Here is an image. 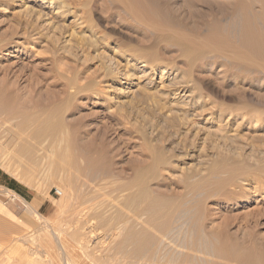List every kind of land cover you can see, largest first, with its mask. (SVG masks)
<instances>
[{
    "label": "rangeland",
    "instance_id": "rangeland-1",
    "mask_svg": "<svg viewBox=\"0 0 264 264\" xmlns=\"http://www.w3.org/2000/svg\"><path fill=\"white\" fill-rule=\"evenodd\" d=\"M115 1L116 0H114V2ZM122 1H120V3ZM126 1H123L121 4L120 3L113 4V1H110V0L109 1L104 0V2L103 0H79V1L63 0V2H65L64 4L68 8V12H67V15H61L58 19H55L56 18L54 15L55 8L45 9L40 4H37V5L33 3L29 4L33 6L36 10L40 9L44 11V13L47 14L46 18H50L51 22L58 23L57 25L59 26L61 24V27L64 30H65V27H68V30L66 33L67 36H69V34L72 35L69 38L71 42L67 43L70 49L73 51L78 50L80 44L82 45L80 46V48L83 46L85 47V48L83 47L86 51L84 53L80 49L78 50V52L77 51L74 52L75 55L76 53H78L79 57L76 56V58L72 56H68L69 54L60 56V55H55L52 53H47L41 50H39L41 51L40 53H38V51L29 52L28 50H26L27 47H26V44L24 43V40L19 39L18 37L14 35V31H16V27L18 26V22L20 19L18 16V12L20 10V8H18V5L20 4H16L14 2L9 1V9L7 13L2 8H0V37L1 39H6V38L9 39L7 40L8 42L7 41L4 42L5 43L4 46L6 47L0 50V87H1L0 89L5 90L7 96L10 97L15 102V103L13 102V107L17 106L15 108L18 110L27 109L33 112L34 110L39 111V109L41 110L43 108H50L51 110H53V112H56L54 114L58 115L59 118L61 117L63 121L66 122L65 124L66 126H68L67 127L68 131L70 130L69 132H71V134L74 135L75 139H77L78 142L80 141L79 143L77 142V144H78V148L80 149L81 153L82 154L89 153L95 150L94 157L96 156L98 157V155H96V149H100L103 152L105 151L104 153L106 154H104V157L102 158V162H105L106 161L105 159H108V160L110 159L109 161L107 160L108 162L106 161V163H109L111 171L112 172L115 171L116 173L115 172L113 173L118 175V176L115 175V177L117 176L116 177L117 180H115L116 179L115 178L114 179L115 181L111 183L113 186L110 183L103 184L104 186L100 185V187L103 186L104 188L100 190L98 189V187H96L95 183L93 182L90 183L88 180H85V178L80 175L79 171L76 170L75 172V169H73V166H71L69 162L65 164L66 162L65 161L63 162L57 159L53 152L45 151L43 154L44 159L42 161L40 160L38 161L36 159L35 153H33L32 155H24V158L26 160V166H27L25 168L29 172L32 182L31 181L24 182V180L18 179V177L14 176L15 174L18 173V171H20L16 169L18 166V163L16 164L15 162L13 163L14 165L12 164V162H14L13 160L17 161L16 157H13L15 155H13L12 153L11 155L8 156V151L3 150L4 148L3 145L8 143L12 139V135L16 133V130H14L15 127H13V125L15 126V121H13L14 123L12 121L11 122L5 121L4 119L5 116L0 115V131H1L0 133H2L0 134V141H2L0 142V145L2 144V146H0V171L5 173L7 177L11 179V181L13 182L12 183L13 186H16L17 188L21 189L24 192H28L30 194V197L36 196V197H41L43 199L48 198L53 202V215L51 217L46 218L40 214L38 215L37 211L34 210L36 212L35 219H33L34 229L29 230V232L26 233L25 235L16 237L12 245L0 246V264H5L6 263L5 261H9V260H10L9 262L12 264H68L67 262H69V259L65 255L66 251L68 250V247L66 248L65 246L66 244H68V246L71 247V253L74 252L73 254L84 255L80 252L81 250L80 251L78 250L80 249L78 248L79 245L75 243L77 242V240L78 241L80 240V238H77L79 236H77L75 231L72 228H70L71 223L74 222L73 219L76 218V215H75L76 213L74 214V211H77L75 209L77 207V205L75 204L76 200L88 194L86 192L90 191L89 186H91L92 188L95 187V189H98L97 190L98 192L100 191L104 192L105 197H104V193L103 194L101 193V195L100 193L99 194L97 193L98 195L92 194L90 196L91 197L90 199L87 196V199L89 201L92 200V202H90L89 205L91 204L92 206L94 205L93 207L94 209L95 207L104 206L103 209L102 207L96 208V209L98 210L97 213H99V211L100 213L104 212L103 214L105 216L108 213H109L107 215L108 217H111L112 214L116 215L118 211H121L119 210L120 208L121 209L124 208V206L121 205L124 202L123 201L124 196H122L121 198L122 194L120 195L118 193L119 185L120 187H122L123 184L125 185V183H127L126 181L129 182L135 176L134 174L136 173V171L139 168L143 167L145 164L149 163V161L151 160L150 159L151 154L149 151H147L148 150L146 147L147 144L150 145L151 148L152 147L155 148L156 151L157 149H159V147L163 146L162 148L164 149V153L166 154V156L179 155V153H181V150L183 152V150L184 151L187 150L186 148L191 149V147L194 145L195 153L198 152L197 155L199 154V156L206 155L207 156L206 161H208V159L213 156L215 152V148L218 147L217 145H220V143H223L221 141V136L223 134L229 139L232 138V135L235 136L236 141L244 145L246 150L253 149L256 152V154H262V152H264V119L262 120V117L264 116V112H263L264 110L263 108L264 107L263 105L264 104V100H263L264 99V84H263L264 75L262 76H260L259 74L247 75L248 77L251 76L249 78H252L251 80H253V82H250V81L247 82L248 80H245L243 78H239L236 81L232 80L229 78L230 74L225 76L224 73L226 70V66L224 65L228 64L229 59L227 60V58L232 56L233 55L232 53H230L231 54L230 56L227 54L228 56L227 58H225L226 61L223 60L224 57L223 59L221 58L215 59L212 57L213 55H210V56L208 55L205 59L199 60L196 63V64L199 63L198 65L195 64L194 66H192V64H189L190 60L181 53V50L177 48L175 44H173L174 40H171L172 36H173L172 38L177 37L176 39H178L179 37V40L180 39L182 40V38L180 37H183L184 39L187 40L188 46L190 47L194 46L192 48L193 50H196V51L203 50L204 51V49L209 44H213V42L211 41H210L211 43L209 41H208L209 43L206 41L207 40L206 35L208 34V32L221 34V27H220L221 26L220 25L221 15H219V12L223 14L222 24H224V21L226 20L227 22L225 23L227 25L226 24L224 25L228 26V21H229L228 11H230V9L225 6L226 0H220V1L218 0H193V2H196L192 4L193 8L195 5L198 6V7L195 6L197 8H194L195 10L194 9L192 10L195 13H197L195 14L196 16L191 13V10L190 8H188L189 6L188 4H186L185 0H175V1L172 0L175 6H173L174 4H172V2L169 3L170 0H159V1L154 0V2L153 0H146L147 2L145 0L144 1L142 0V2L141 0H139L142 4L144 3V8L146 12L149 13V10L151 8L153 11H155L153 13L154 15L149 14L148 17L146 15L148 23H143V24L142 22H136V21L131 20L127 16V14L123 11L122 5L124 6L123 3ZM155 1L158 2L160 6L157 3L155 4ZM162 1L165 2L164 6H163ZM182 1H184L185 3ZM116 2H119V0H117ZM216 3H217V6H216ZM170 4H172L171 6L173 7H170L169 6ZM179 4L180 5L186 4V5H183L181 7ZM207 6L209 8L211 6V8L209 9ZM181 9H183V11ZM164 10H167L169 13L168 12L166 13V11ZM172 10L174 14H172L171 12ZM174 10L176 11L178 10L177 11L178 14ZM105 11L107 13H105ZM153 11L150 10L151 13ZM184 12L186 13L184 14ZM174 15L176 16V18H174L175 17ZM186 15L187 16L189 15L188 16L189 19L187 18ZM226 15H227V18H226ZM119 16H123L124 19ZM151 16L153 19L152 21L150 19ZM14 17L15 18L17 17L19 19H15ZM99 17L102 19L101 23H99L98 21ZM153 17L155 18V20ZM165 18L169 20V21H166V24L164 22ZM193 19H194V22H193ZM185 21L187 23H185ZM128 22H129V25H128ZM143 22H146V21H143ZM151 22H154V24H151ZM77 23L80 24L81 27L80 26L74 27L77 25ZM155 23L157 25V28L155 26ZM93 24L96 26V29H95L96 32L95 31L94 32L98 34V36L97 35L96 36L99 38L98 39L99 42L102 41L99 44V46L96 48L98 51H96V49L93 50L92 47L90 48V45L92 44V40H94L90 33L92 31L90 29ZM198 24H200V26H198ZM186 25H187V28H186ZM233 28L235 29L233 30ZM233 28H232L233 31H236V30L238 32L240 31V26L238 27L235 26ZM255 28L260 30V32L262 31V33H264V28L262 25H258ZM120 36L121 38H119ZM238 38L239 37L237 36V39ZM139 39H141V41ZM203 39L206 41L205 43ZM194 42L197 43V45L192 46L191 43L195 44ZM184 43H186V41H184ZM138 45H140V47ZM152 45L154 47H152ZM197 46H199V48L204 47V49H197L198 48ZM142 47H146V49L144 48L143 50ZM207 50H208V47L206 48V52L209 51ZM137 51L141 56H138ZM42 52H44L45 54ZM126 53H128V55ZM86 55L87 57H85ZM129 55L133 57L150 56L148 58H145V60L146 59L150 60L149 62L153 61V64L157 61V63H155L156 65L159 63H160L159 65L161 66L162 64L163 66L165 65L163 68L166 67V72L163 76V80L161 81V76H162L161 72L158 70V67L155 64L151 66L148 65L145 68L144 66L145 64L140 63V61L138 63L133 61L128 65L127 61L130 60L131 58V57H128ZM61 58H62L61 62L63 61L62 64L61 62H59ZM111 61L113 62V64H110ZM248 61L249 60L247 59V62ZM72 67H74V69H72ZM67 70L68 71L71 70V71H69L68 73ZM129 72L132 75H128ZM67 73L69 74V76H67L68 75ZM74 73H76V77ZM181 74H187L186 76L184 75L185 79L187 80L186 82L187 83L189 82L188 83L189 85L187 84V87L184 86L186 84H183V85L180 84L177 87V85L176 86L174 85L176 82L172 83L175 75L181 78L183 76ZM126 75L129 77H126ZM205 75H207L208 77H206ZM258 77L259 79L257 80ZM76 79H78V81ZM69 80H74L76 83V87H73V86L71 87ZM79 82L83 84L81 86L84 87L85 85L83 92H81L82 90L80 91L77 88L78 86H80ZM84 82H86V84H84ZM88 82L92 84L95 89L93 88L92 90H87V86L89 85ZM204 83L206 84L204 85ZM211 84H214V85H211ZM223 85H224V89H223ZM235 85H237L239 88L236 89L237 86ZM96 87L98 90L96 89ZM229 88H230V91H233V92L228 93ZM233 88L235 89V91ZM241 88L242 90H240ZM99 89H103V91ZM73 91L74 92L79 91L77 92L79 94L77 93L75 94L73 93ZM95 91H101V94H98L96 97H94L95 95L93 93ZM237 91H239L240 93ZM245 91H246V96H244ZM235 92L237 93V96ZM201 93L205 97L204 98L205 103L202 106L201 104L199 105L196 100L198 95L199 94L201 95ZM259 94H262V95H259ZM241 95H243V97ZM245 97L247 98V100L245 99ZM206 98H208V100H206ZM209 102L211 104L213 103L215 107L211 105ZM255 102H257V106L255 105L256 104ZM258 102H259V105H258ZM222 103L224 104V106L222 105ZM236 103L238 105H236ZM241 103L243 105H240ZM227 104H229L230 107ZM232 104L234 108H241V106L243 107L246 104L249 107V112H253V110L259 109L260 111L259 115L261 117L259 119L260 120L259 124H261L262 126H257V129H256L255 126H252L251 124L248 125L249 123L246 119H245L246 121L241 120V122L239 121L236 123H234L233 119H231L228 123V126H226V123L228 122L227 119L229 117V116L227 117L226 115L228 114L226 113V110L227 108L232 109L233 108ZM204 105L206 106V108ZM201 107L204 108L203 110H205V112H202L203 110ZM216 107L218 108L216 109ZM251 108H253V110ZM212 109L214 110L212 111ZM222 110L225 113H223ZM210 111L211 113H213V116L209 114ZM200 112H202L203 114ZM218 113L223 114L224 116L222 115L223 117L221 116V118H219L218 115L220 114ZM262 113L263 115H261ZM174 117H177V118H174ZM198 118H201V119H198ZM191 123L192 124L200 123V124L195 126V124L192 125ZM241 123H242L241 125L242 127H239ZM181 125L182 126L185 125L183 127L184 129L182 128ZM235 125L237 126L239 130H236L237 128ZM199 126L203 128L201 129V127ZM218 126H221V129L223 130L225 129V130L223 132H220L219 130L220 128ZM186 127H188V129ZM195 128L198 130H196ZM184 130H185V133H184ZM193 130H195V132ZM186 131L187 132L192 131L191 133L194 136H195L194 133L198 132L196 134L200 137H198L197 135L195 136L196 138L195 140L197 143L195 142L193 138H191L194 136H190L192 134L191 133L189 134V132L187 133ZM204 135H206L205 138H204ZM7 136L9 137L8 140L6 139L8 138ZM203 139H206L207 141ZM3 140L4 142L5 141H8V142L4 143ZM186 143L188 147L185 145ZM202 143H205L206 151L203 150L200 152L199 149H201ZM171 144H173V146L176 147V149L172 147ZM182 145H184L183 146L184 149ZM168 149H170V151ZM176 150L177 151L180 150V152H177ZM7 157L12 158V161L10 163L9 161H7L6 159ZM33 159L37 160V162H33ZM213 159L214 158H212V160ZM197 163L198 164L200 163V158H197L196 163L194 162L195 166H193V169L198 167L200 170H202V168H204L203 164L198 165ZM59 164H62L64 166L63 167L61 166L62 168L58 170L56 166ZM220 167H222L221 170L224 167L225 169L228 168L227 165H224V164ZM65 168H68V169H65ZM198 168H197V171L199 170ZM212 168H214L213 164H212V167L210 165V169ZM162 172L163 174L166 175L165 177H167V174L164 171H161V173ZM214 177L215 176L213 177L210 176V179L211 178L214 179ZM68 178L71 182L69 180H68L69 182L67 181ZM84 180L88 183H86ZM166 180L167 182H164L165 184L163 183V181L157 182L159 184H157L155 181H152L154 184L149 183L150 184L149 187L154 191L157 190L155 192H158L159 191L158 189H160V187L162 186L161 187L162 190L161 189L160 190L163 194L165 193L167 196L168 194H170L169 196L176 197L177 199L178 197H180L179 200L182 199L181 201H183L181 203L188 202L190 199L192 200L193 204L195 202L197 203L198 200L200 199L199 198L200 194L204 192L201 189H200L201 192H198L199 191L198 189L197 192L196 191L192 192L195 194L188 195L190 188L187 187L186 184L182 183L178 177H169L168 175ZM255 183L257 184L256 181L255 182L253 181L252 183H250L251 185L246 187L247 191L246 189L241 190L239 188H236L235 190L236 191L238 190V191L235 194L237 195H234L235 197L233 196L232 198L229 197V199L218 197V196L212 197L208 199L207 201L201 203L203 204V206L201 205L202 206L201 209L202 211H204L203 213L204 217H202L203 219L202 222L204 226V232L207 235H217L219 238H223V236H225L226 238H229L230 241L238 243V245H240L241 247H244V248H248L249 246L253 247L260 254V256H262L261 261L256 262V263H247L245 261L237 262L234 260H223V259L211 256L209 254L207 255V254H203L199 252H196V253L194 251L192 252L191 249L184 248L185 245L182 243H181L182 251L183 252L186 251V252L182 253L180 249L181 247H178V248L176 247V249L177 250L179 249L178 251H180L182 255H187L191 259L195 258L194 262L196 264H205V263L206 264H264V181H260L257 184L259 188ZM84 186H85V189H84ZM105 186L106 187L108 186V188H105ZM208 187L206 189H209V190L214 189V187L212 188L210 185ZM65 188L66 189L68 188L67 191L69 192V195H70L69 202L67 204L68 206L66 207L67 209L65 208V200L63 201L65 195L64 196L56 195V189H59L60 191L63 192ZM86 189L88 191H86ZM75 192H76V195L74 196ZM2 193L4 195V199L7 200L9 196L6 195V191L2 190ZM116 193L120 195L119 197L121 198L120 200L122 201L118 200L119 197L118 195H116ZM195 195H197L198 198L194 197L195 198L194 199L193 196ZM107 196H108L109 201L107 200ZM96 198L102 199L103 202L99 199L97 200ZM113 200L116 201L115 202L116 205H117V201H120L118 202V205L120 207L116 206ZM106 202H109V203L106 204ZM95 204H97V206ZM112 204H114L115 206ZM108 207H110L109 210H107ZM113 207H115L114 209L116 210H114ZM116 207L117 208L119 207V209H117ZM94 209H92L93 210L92 214H96L94 212L96 210ZM100 209H102L103 212ZM110 210L113 213H111ZM183 231H182L181 236H185L186 234V231L184 232ZM74 235L76 236V240L71 239V237H73ZM99 236L101 238L102 236H104V233L102 232ZM65 238H67L68 243H65ZM100 238H97L99 240V243L103 242V241H100L101 239H104V238H101V239ZM97 239L94 238L91 244L93 243L96 244L98 242ZM77 250L79 254L76 252ZM110 252H105L104 256H98V255L93 256L94 259L93 257L92 259L91 258L88 259L85 256H83V258L86 259L87 264H107V263L115 264L116 263L115 259L117 257H114L115 255L113 251L111 253ZM73 254L71 255V257H73ZM76 259L78 258L76 257ZM71 260H72L70 261L71 263L73 261L76 262V260L73 258ZM90 260H93V262ZM76 263H73V264H76ZM77 264H81V263L79 262ZM83 264H86V263L83 262Z\"/></svg>",
    "mask_w": 264,
    "mask_h": 264
},
{
    "label": "bare ground",
    "instance_id": "bare-ground-1",
    "mask_svg": "<svg viewBox=\"0 0 264 264\" xmlns=\"http://www.w3.org/2000/svg\"><path fill=\"white\" fill-rule=\"evenodd\" d=\"M9 1L14 2L16 4H20V5H18V8H20V10L18 12V16L20 19L17 17L16 18L14 17L15 19H19L18 26L16 27V31H14V35L16 37H18L19 39L24 40V43L26 44V47H27L26 50H28L29 52L38 51V53H40L41 51H44L47 53H52V54L60 55V56L69 54L68 56H72L75 58H76V56L79 57L78 53H76V55H75V53H74L75 51L78 52V50L80 49L83 53L86 52L84 49L85 48L84 46H83L84 48L83 47L80 48V46H82L81 44L79 45L78 50H74V51L71 50L69 45L67 44L68 42H71L69 40V38L72 36L70 34H69V36H67V34H66L68 27H65V30H64L61 27V24L59 26V25H57L58 23L51 22L50 18H46L47 14H45L44 11H42L40 9L36 10L33 6L29 5L30 3H33L35 5L40 4L45 9L55 8V13H54V15L56 17L55 19H58L61 15H67V12H68V8L64 4L65 2H63V0H0V8H2L6 13L8 12V9H9ZM77 1H79V0H77ZM110 1H113V4H115V3H120V1H122V0H119V2H116L117 0L115 2H114V0H110ZM123 1H126V0H123ZM157 1H159V0H157ZM173 1H175V0H173ZM218 1H220V0H218ZM103 2H104V0H103ZM141 2H142V0H141ZM141 2L139 0L138 1L127 0L126 2L123 3L124 6L122 5V8H123V11L127 14V16L131 20L136 21V22H142V24L148 23L146 15H147V17L149 16V14L154 15L153 13L155 11H153L151 8L150 10L153 11L152 13L150 12V10H149V13L146 12V10L144 8V3L142 4ZM153 2H154V0H153ZM162 2H163V6H164L165 2L164 1H162ZM166 2H168V1H166ZM170 2H172V0H170L169 3ZM182 2H184V1H182ZM185 2H186V4H188V6H189L188 8H190L191 13L193 15L197 14L194 11H192L194 8L198 7L197 5H195L197 7L194 6V8H193L192 4L196 3V2H193V0H185ZM156 3L158 4V2L155 1V4ZM172 4H174V3L172 2ZM172 4H170L169 6L170 7L175 6V4L173 6H171ZM186 4H183V5H186ZM183 5H180V6L182 7ZM216 6H217V3H216ZM225 6L230 9V11H228L229 12L228 26H226L227 25L225 23V22H227L226 20L224 21V24H226V25L222 24V22H223L222 15L223 14H221L219 12V15H221L220 16L221 34L208 32V34L206 35V38H207L206 41L207 42L208 41L213 42V44H209L207 46L208 50H209V51L207 50L208 52H206L207 47L204 49V47L199 48V46H197L198 47L197 49H204V51L203 50H199V51L193 50L192 49L194 47L193 45H197V43H195V42H194L195 44L191 43V45L193 47H190V46H188L187 40L184 39L183 37H180V38H182V40L184 39L183 41L181 39L179 40V37H178V39H176L177 37L172 38L173 36L171 37V40H174L173 44H175V46L181 50V53L190 60L189 64H192V66H194L199 60L205 59L208 55L209 56L213 55L212 57L215 59H220V58L223 59V57H224L223 60L226 61L225 58H227L228 55L230 56L231 55L230 53H232L233 55L230 56L229 58H227V60L229 59L228 64L224 65V66H226V70L224 69L225 73L223 72L225 74V76L230 74L229 78L232 80L236 81L239 78H243L245 80H248L247 82H249V81L253 82V80H251L252 78H249L251 76L248 77L247 75H251V74H259L260 76L264 75V33H262V31L260 32V30L255 28L258 25H262L264 28V0H228V1L226 0ZM170 7H169V9H170ZM184 8H185V6H184ZM210 8H211V6H210ZM186 9H187V7H186ZM202 9H203V7H202ZM181 10L183 11V9H181ZM70 11H72V10H70ZM164 11H166V13L168 12L167 10H164ZM174 11L177 12L178 10L177 11L174 10ZM171 12H172V14H174L173 10ZM196 12H198V11H196ZM105 13H107V12L105 11ZM109 13H111V12H109ZM185 13L186 12H184V14ZM177 14H178V12H177ZM187 14H189V13H187ZM168 15H170V14H168ZM175 15H176V13H175ZM188 16H187V18H188ZM119 17L123 18V16H119ZM174 18H176V16ZM226 18H227V15H226ZM150 19H151V21L153 20L152 16ZM194 19H193V22H194ZM154 20H155V18H154ZM12 21H14V20H12ZM98 21H99V23H101L102 19L99 17ZM143 21H146V22H143ZM166 21H169V20L165 18V21H164L165 24H166ZM177 21H178V19H177ZM79 23H80V21H79ZM168 23H170V22H168ZM185 23H187V22L185 21ZM151 24H154V22H151ZM11 25H10V27H11ZM128 25H129V22H128ZM176 25H178V24H176ZM78 26H80V24L77 23V25L74 27H78ZM155 26L157 28L156 23H155ZM158 26H159V24H158ZM161 26H162V24H161ZM198 26H200V24H198ZM235 26H237V27L240 26L239 32L237 30L233 31L235 29L233 27H235ZM186 28H187V25H186ZM213 28H214V26H213ZM232 28H233V30H232ZM95 29H96V26L93 24L91 26V29H90L92 31L91 32L89 31L92 35V38L94 39V40H92V44L90 45V48L92 47L93 50H95L99 46V44L102 42L101 40H100L101 42H99V40H98L99 38L97 37L98 34L95 33L96 32ZM237 29H239V28H237ZM200 30H201V28H200ZM219 31H220V29H219ZM72 32H74V31H72ZM72 32H70V33H72ZM171 32H173V31H171ZM196 32H197V30H196ZM144 33H146V32H144ZM115 35H117V34H115ZM15 36H13V37H15ZM237 36L239 37L238 39H237ZM7 37H9V36H7ZM167 37H168V35H167ZM11 38H12V36H11ZM119 38H121V36ZM7 40H9V39H7V38L1 39V37H0V50L6 47V46H4V44H5L4 42H6ZM139 40L141 41V39H139ZM149 40H150V38H149ZM200 40H198V41H200ZM184 41H186L187 44L184 43ZM203 41H204V43L206 42L204 39H203ZM188 42H190V41H188ZM16 43H18V42H16ZM210 45H212V46H210ZM138 46L140 47V45H138ZM152 47H154V46L152 45ZM103 48H104V46H103ZM144 48L146 49V47H142L143 50H144ZM39 50H41V51H39ZM96 51H98V50L96 49ZM44 52H42V53H44ZM47 53H46V55H47ZM128 53H130V52H128ZM128 53H126V54L128 55ZM137 53H138V51H137ZM131 55H132V53H131ZM131 55L128 56V57H131L130 60L127 61L128 65L133 61L136 63H138L140 61V63L145 64L144 66L146 68V66H148V65L151 66V65H154L155 63H157V61L153 64V61L149 62L150 60H147V59L145 60V58L150 57L147 55H146L147 57H145V56L133 57ZM138 56H141V55L138 53ZM85 57H87V55ZM107 59H109V58H107ZM155 59H157V58H155ZM247 59L249 60L248 62H247ZM61 60H62V58L59 60V62H61ZM112 61L110 62V64H113ZM62 62H61V64H62ZM115 62H116V60H115ZM223 63H221V64H223ZM110 64H109V66H110ZM159 64H157V65L155 64V65L158 67V70L161 72V75H162L161 81H162L163 76L166 72V67L163 68L165 65L163 66V64H162V66H161ZM198 64H196V65H198ZM190 68H192V67H190ZM72 69H74V67H72ZM75 69H77V68H75ZM193 69H194V67H193ZM152 70H153V68H152ZM69 71H71V70H69ZM69 71L67 70L68 73H69ZM74 74L76 77V73H74ZM187 74H181V75H183L181 78L177 77V75H175L172 83L176 82L174 85L175 86L177 85V87L180 84L181 85L186 84L184 86L187 87V84L189 82L187 83L186 82L187 80L184 77V75L186 76ZM128 75H132V74H130V72H129ZM67 76H69V74ZM205 76L208 77L207 75H205ZM126 77H129V76L126 75ZM254 79H255V77H254ZM258 79H259V77L257 78V80ZM76 80L78 81V79H76ZM223 80H221V81H223ZM69 81H70L71 87L72 86L76 87V83L74 80H69ZM86 81H87V79H86ZM206 83H204V85ZM84 84H86V82H84ZM191 84H192V82H191ZM235 84H237V83H235ZM81 85H83V84L80 83V86H78L77 88L80 91L82 90L81 92H83L85 85H84V87ZM101 85H102V83H101ZM211 85H214V84H211ZM219 85H221V84H219ZM224 85H223V89H224ZM94 86H96V85H94ZM235 86H237V85H235ZM93 88H94L93 85L89 83V85L87 86V90H92ZM164 88H165V86H164ZM238 88L239 87L237 86L236 89H238ZM96 89H97V87H96ZM87 90H85V91H87ZM99 90L103 91V89H99ZM240 90H242V88ZM101 91H95L93 93L95 95L94 97H96L98 94H101ZM234 91H235V89H234ZM239 91H237V92H239ZM77 92H79V91H75V92L73 91V93H75V94ZM229 92L231 93L233 91H230V88H229L228 93ZM195 93H197V92H195ZM211 93H212V91H211ZM77 94H79V93H77ZM196 95H198V94H196ZM243 95H241V96L243 97ZM259 95H262V94H259ZM236 96H237V93H236ZM239 96H240V94H239ZM244 96H246V91H245ZM204 98L205 97L202 95V93H201V95L199 94L198 97L196 98L197 103L199 105L201 104V106H202L205 103ZM245 99L247 100L246 97H245ZM206 100H208V98H206ZM13 102L14 101L10 97L7 96L5 90L0 89V115L5 116V118H4L5 121H8V122L15 121V126L13 125V127H15L14 130H16V133L14 135H12V139L9 142L5 141V142L9 143V144L6 143L8 146L6 144L3 145V147H4L3 150L8 151V156L13 153V155H15L13 157H16V159H17V161L13 160L14 162H12V164L15 162H16V164L18 163V166L16 169H18L20 171H18V173L15 174L14 176L18 177V179L24 180V182L25 181L26 182L31 181L32 179L30 177V174L27 171V169L25 168L27 166H26V160L24 158V155H32L33 153H35L36 159L38 161L39 160L42 161L44 159L43 154L45 151H47V152H53L55 154V157L57 159L63 161V162L65 161L66 162L65 164H67V162H69V164L71 166H73V169H75V172H76V170L79 171L80 175L83 176L85 178V180H88L90 183H92V182L95 183L96 187H98V189H100V190L102 188H104L103 184H109V183L111 184L112 182L117 180L116 177L118 175L114 174L113 172H115V171H113V172L111 171L110 164L106 163V161L108 159H105L106 161L102 162V158L104 157V154H106V153H104L105 151L103 152L100 149H96V155H98V157L97 156L94 157L95 156V152H94L95 150H93V152L82 154L80 149L78 148V144H77L78 140L75 139L74 135H72L71 132H69L70 130L68 131V128H67L68 126H66V124H65L66 122H64L61 117L59 118L58 115L54 114L56 112H53V110H51L50 108H43L41 110L39 109V111L34 110L35 112L34 111L31 112L30 110H27V109L26 110H18L15 108L17 106L13 107ZM249 102H247V103H249ZM255 103H256L255 105L257 106V102H255ZM261 103H263V102H261ZM246 104L243 107L241 106V108H234V106L232 104V106H233V108L231 107L232 109H228V108H227V110L225 109L226 113H228V114H226L227 117L229 116L227 119L228 122L226 123V126H228V123L231 119H233L234 123L239 122V121L241 122V120L244 121L246 119L249 123L248 125L251 124L252 126H255L256 129H257V126H262L261 124H259L260 123L259 119L261 118L259 115L260 114L259 109L253 110V108H251L253 110V112H249V107ZM211 105L214 106L213 103ZM222 105L224 106L223 103H222ZM227 105L229 106V104H227ZM234 105H235V103H234ZM236 105H238V104L236 103ZM240 105H243V104L241 103ZM258 105H259V102H258ZM220 107H221V105H220ZM38 108H40V107H38ZM205 108H206V106H205ZM217 108L218 107H216V109ZM203 109L204 108H202V110ZM213 110L214 109H212V111ZM202 112H205V110H203ZM202 112H200V113H202ZM222 112H223V110H222ZM263 112H264V110H263ZM207 113H209V112H207ZM223 113H225V112H223ZM209 114L211 116H213V113H211V111ZM218 114H220V113H218ZM222 115L223 114H220V115H218V117L221 118ZM261 115H263V113ZM183 116H184V114H183ZM263 117H262V120L264 119ZM174 118H177V117H174ZM198 119H201V118H198ZM194 124L196 126V125H199L200 123L199 124L194 123ZM194 124H192V125H194ZM185 125H187V124H185ZM241 125H242V123L240 124L239 127H242ZM245 125H246V123H245ZM184 126H182V128ZM188 126H189V124H188ZM201 126H199V127H201ZM218 127L220 128L219 129L220 132H223L225 130V129L224 130L221 129V126H218ZM225 127H223V128H225ZM186 128L188 129V127H186ZM202 128L203 127H201V129ZM236 128H237V126H236ZM252 128H254V127H252ZM193 129H194V127H193ZM196 130H198V129H196ZM236 130H239V129L237 128ZM193 131L195 132V130H193ZM191 132H189V134ZM184 133H185V130H184ZM196 133H198V132H196ZM196 133H194L195 136L197 135ZM235 133H233V134H235ZM0 134H2V133H0ZM12 134H13V132H12ZM190 136H194V135L192 134ZM195 136L191 137V138H193L195 140L196 139ZM198 137H200V136H198ZM205 137H206V135H204V138ZM6 139L8 140L9 137ZM203 140L207 141L206 139H203ZM221 141L223 143H220V145H217L218 147L215 148V152H214L213 156L211 158H209V156H208V158L210 159V160L208 159V161H206V157H207L206 155L205 156L204 155L199 156V154L197 155V153H198L197 151H196L197 153H195V146L194 145H193L194 147L192 146L191 149L189 148L190 150L188 148H186L187 150H185V151L183 150V152L181 150V153H179V155L166 156V154L164 153V149L162 148L163 147L162 145H161L162 147H159V149H157V151H156L155 148H153V147L151 148L150 145L145 144L147 149H148L147 151H149L151 154L150 155L151 160L149 159L150 160L149 163L145 164L143 167H141V168L138 167L139 169L134 174L135 176L129 182L128 181H126L127 183L124 182L125 185L123 184L122 187H120V185H119V187H118L119 192L118 193L120 195L122 194L121 198H122V196H124L123 197L124 202L121 204L124 206V208L119 209L120 206L118 205V202H120L122 200H120L121 199L119 197L120 195H118L116 193V195H118V197H119L118 200H120V201H117V205L115 203L116 202L115 200H113V202L116 206H119L118 208L117 207L116 208L121 210V211H118L116 215L112 214L111 217L107 216L109 214L107 211H106L108 213V214L106 213L107 217L103 214L104 212L102 211V209L104 206L103 207L101 206L102 209H100L103 213H100V211H99V213H97L98 210L96 208H101V207L100 206L95 207V209H94L93 208L94 205L93 206H92V204L89 205L90 202H92V200L89 201L87 199V196L90 199L91 198L90 196L92 194L98 195L100 193V195H101V193L102 194L104 193L101 191L98 192L97 191L98 189H95V187L92 188L91 186H89L90 191L86 192L88 194L87 195L83 194L84 197H81L80 199L76 200L75 204L77 205V207L75 206L76 207L75 209L77 211H74V214L76 213L75 214L76 218L73 219L74 222L71 223V225L69 223L70 228H72L75 231L76 235L79 236L77 238H80L79 241L77 240V242H79V243H77V242H75V243L77 245H79L78 248H80V249H78V250L79 251L81 250L80 252L84 255L73 254L74 252L71 253V247L68 246V244H66L65 246H66V248L68 247V250L66 251L65 255L69 259V262H67V263L70 264L71 263L70 261H72L71 259L73 258L76 260L77 263L80 262L81 264H83V262H84L87 264L86 259H84L83 256L87 257L88 259H90V258L92 259L93 256H96V255L104 256L105 252H110V251L111 252L113 251L114 255H115L114 257H117L115 259L116 260L115 264H193V263H195L194 262L195 258L191 259L187 255H182L180 253V251H178L179 249L178 250L176 249V247L177 248L181 247V243L185 245V247L183 246L184 248L191 249L192 252L194 251L195 253L199 252V253H203V254H207V255L209 254L211 256H214V257H217V258H220L223 260H234L237 262L245 261L247 263H256V262L261 261L262 256H260V254L253 247L249 246L250 247L249 248L247 246L248 248H244V247H241L240 245H238V243L230 241L229 238H226L225 236H223V238H219L217 235H207L204 232V226H203V222H202V220H203L202 217H204L203 216L204 211H202V209H201L203 206V204H201V203H203V202L207 201L208 199L215 197V196L228 198V199H229V197L232 198L234 195H237V194H235L238 191V190L237 191L235 190L236 188H239L241 190L246 189V191H247L246 187L250 186L251 185L250 183H252L253 181L254 182L256 181L257 184L260 181H264V179H263L264 178V152H262V154H256V152L253 149H251V150L247 149L246 150L245 146L240 144V142L238 143L235 139V136H233V135H232V138L229 139L228 137H226L225 135L222 134ZM0 142H2V141H0ZM3 142H4V140H3ZM195 142H196V140H195ZM160 143H161V141H160ZM171 145H172V147H174L173 144H171ZM177 145H175V146H177ZM185 145L187 146V143ZM0 146H2V144ZM183 146L184 145H182V147ZM201 146H202L201 149H199L200 152L203 150L206 151L205 143H202ZM161 148H162V150H161ZM174 148L176 149V147H174ZM175 149H173V150H175ZM183 149H184V147H183ZM168 150L170 151V149H168ZM177 152H180V150ZM171 154H172V152H171ZM11 157L6 158L7 161H9V163L12 161L13 157L12 158ZM8 158H10V159H8ZM109 158H111V157H109ZM197 158H200L199 164L200 165L203 164V166H204V168H202V170H200L196 166L199 169L198 171H197V168H194L195 170L193 169V166H195L194 162L196 163ZM212 158H214V159L212 160ZM37 160L33 159V162H37ZM212 164H213L214 168L210 169V165L212 167ZM221 164L227 165L228 168L225 169V167H224L222 169L223 170L222 171L221 170L222 167H220V166H222ZM61 166L63 167L64 165L59 164L56 167L59 170L60 168H62ZM2 168H4V167H2ZM65 169H68V168H65ZM71 170H72V168H71ZM161 171H164L167 174V177H168V175H169V177H178L182 183L186 184L187 187H189L191 190V191L189 190L188 195L195 194L192 192H195V191L197 192L198 189H199L198 192H201L200 189L202 191H204L201 194L198 193V194H200V196H199L200 201L198 200L197 203L195 202L193 204L192 200L190 199L191 201L189 200L188 202L181 203L183 201H181L182 199L179 200L180 197H178V199H177L176 197L169 196L170 194H168V196L165 193L163 194L161 192L162 186L160 187L161 190L158 189L159 190L158 192H155L157 190H155V191L152 190L149 187V185H150L149 183H153L152 181H155L156 183L162 182V181H163V183L167 182V180H166L167 177H165L166 175L163 174V172L161 173ZM115 175H117V176L115 177ZM210 176H212V177L215 176V177H214V179H212V178L210 179ZM70 179H72V178H70ZM118 179H120V178H118ZM68 180H69V178L67 179V181ZM86 183H88V182H86ZM157 184H159V183H157ZM100 185H103V186L100 187ZM209 185L212 188L214 187V189H211V188H210L211 190L206 189ZM93 186H95V185H93ZM257 186H255V187H257ZM105 188H108V186L107 187L105 186ZM258 188H259V186H258ZM67 189L65 188V190L62 192V195H61V196L65 195L64 199H63V201L65 200V208L68 206L67 204H68L69 198H70V195H69V192L67 191ZM84 189H85V186H84ZM87 189H86V191H88ZM164 189H163V191H164ZM105 190H107V189H105ZM255 190H257V189H255ZM6 195L9 196L7 201H9L10 203L11 202H13V203L19 202L21 205H24L28 211L32 210L30 208V206L23 199L19 198L17 195L13 194L12 192L8 191V192H6ZM75 195H76V192L74 193V196ZM188 195H186V196H188ZM104 197H105V193H104ZM194 197H197V195L193 196V198ZM96 199L98 200L99 198H96ZM99 200L102 201V199H99ZM107 200H108V196H107ZM183 200H185V199H183ZM19 203H18V205H19ZM107 203H109V202H106V204ZM110 203H112V202H110ZM114 204H112V205H114ZM95 205L97 206V204H95ZM99 205H101V204H99ZM19 207H20V205H19ZM109 208L110 207H108L107 210H109ZM114 208L115 207H113V209ZM92 209L96 210V211H94L96 214H92V211H93ZM114 210H116V209H114ZM31 212L36 213L33 210ZM110 212H111V210H110ZM111 213H113V212H111ZM183 230L186 231L185 236H181ZM102 232L104 233V236H102L101 238H104V239H101L99 236ZM97 233H99V234H97ZM74 236L71 237V239L76 240V236H75V238H74ZM94 238H96V239L100 238L101 239L100 241H103V242L99 243V240L97 239L98 242L96 244H94V243L91 244L93 242L92 240H94ZM65 243H68L67 238H65ZM180 249L182 251V247ZM78 250L76 251L77 253H78ZM184 252H186V251H184ZM184 252L182 251V253H184ZM188 252H189V250H188ZM72 254H73V257H71ZM190 254H192V253H190ZM191 256H193V255H191ZM76 257L78 259H76ZM93 259H94V257H93ZM196 259H197V257H196ZM9 261H5L6 262L5 264H12ZM90 261L93 262V260H90ZM76 262L73 261L71 264L76 263ZM112 262H114V261H112ZM200 263H201V261H200ZM107 264H109V263H107Z\"/></svg>",
    "mask_w": 264,
    "mask_h": 264
},
{
    "label": "crops",
    "instance_id": "crops-1",
    "mask_svg": "<svg viewBox=\"0 0 264 264\" xmlns=\"http://www.w3.org/2000/svg\"><path fill=\"white\" fill-rule=\"evenodd\" d=\"M13 182L7 175L0 171V246L12 245L14 239L25 235L34 229L33 219L37 214L49 218L53 215V202L48 198L32 196L28 192L13 186ZM2 190L12 192L23 199L32 210H27L19 202H9L4 199ZM20 207H19V205ZM24 206V207H23Z\"/></svg>",
    "mask_w": 264,
    "mask_h": 264
},
{
    "label": "built area",
    "instance_id": "built-area-1",
    "mask_svg": "<svg viewBox=\"0 0 264 264\" xmlns=\"http://www.w3.org/2000/svg\"><path fill=\"white\" fill-rule=\"evenodd\" d=\"M56 195L61 196L62 195V191H60L59 189H56Z\"/></svg>",
    "mask_w": 264,
    "mask_h": 264
}]
</instances>
